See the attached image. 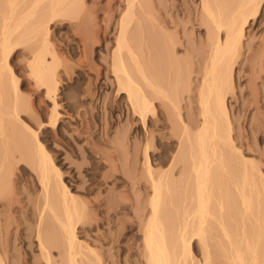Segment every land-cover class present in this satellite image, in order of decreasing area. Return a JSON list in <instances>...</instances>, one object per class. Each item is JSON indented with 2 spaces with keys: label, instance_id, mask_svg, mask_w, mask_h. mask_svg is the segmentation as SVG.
Segmentation results:
<instances>
[{
  "label": "bare ground",
  "instance_id": "obj_1",
  "mask_svg": "<svg viewBox=\"0 0 264 264\" xmlns=\"http://www.w3.org/2000/svg\"><path fill=\"white\" fill-rule=\"evenodd\" d=\"M112 1L114 0H107L105 4L91 8L85 5L83 0H0V137H2L1 140L4 139L3 142L0 141L4 144L2 146L5 149L3 155H0V199L8 196L5 194L12 187L10 175L16 161H11V158L14 159L16 155L14 154V156L12 152L13 157L7 152L10 148L8 147L9 141L13 140L16 142L18 151V158H16L29 163L37 175L40 205L33 228L37 249L44 260L43 264H78V256H84L85 250L89 254H93L96 264H103L97 251L85 244L86 242L81 241L84 242L81 243L77 238L75 228H82L81 225L87 223V220L91 218L85 214V202L78 201L71 195L61 180L60 168H57L56 162L48 154L39 133L55 131V126L61 122L56 110L58 105L56 86L59 83L60 74H58V68L62 67L64 73L68 68L62 55L64 53L47 36L50 34H48L47 23L57 17L72 19L70 20L72 21L71 26L76 27L79 31L77 32L78 43L83 56H86L88 49L92 50L95 44L105 41L108 28V24L104 28L96 25L92 22L93 18L89 17V14L95 16L99 11L107 10L111 12L112 16L117 17V26L114 28L113 47L109 49V63L105 69H108L113 76L115 95L123 97L128 105L126 107L127 116L132 117L133 122H137L143 131L141 153L144 178L147 179L150 187L146 204L148 205V207L146 206L148 215L140 237L144 257L143 264H190L188 260L192 262L191 247L194 243L199 245L201 252L200 259L196 258V264H264V248L261 246L263 248L260 251L263 252L261 258L259 257L260 252L257 251L258 242L263 240L261 242L264 243V233L261 234L260 231H257L256 236L253 235L255 240L250 241V238L245 236L249 231L245 232L244 235H241L240 241L234 244L231 242L232 240H228L229 235L226 228L230 226L228 223V227L225 225V219L221 220V214H219L223 237L225 235L228 241L224 242L226 245L219 246V260L216 262L211 256L212 252L207 237L209 231L206 232L209 226H207L209 217L216 215L213 214L214 210L212 211L213 204L215 203L217 209L222 210L223 201L233 197L229 190L230 192H227L222 202V197L217 201L220 194L214 199L215 193H212L214 186L216 187L214 181L220 179L217 177L222 174L228 177L227 180L233 182L230 183L237 193L239 204L244 208L242 210L249 213V215L246 213L247 217L253 215L252 208L253 205L256 206V214L251 216L255 225L253 227L251 222L252 229L259 228L258 230H260L262 228L261 231H264V178L259 166L251 160H247L242 155L240 147L234 146L226 107V98L232 92L235 84L232 68L241 52V38L244 36L249 21L256 16L262 0H236V2L231 0L230 3L233 5H228V3L226 5L227 0H198V11L195 18L199 21V26L205 28L203 40L205 52L199 58L197 57V61L201 63L202 67L197 90L199 120H188V123L180 117L178 101L180 100L179 96L186 89V77L182 71L183 64L185 65V62L187 63V60H190L194 54L192 53L193 55L190 57L189 54L187 55L184 63H181V68L182 59L176 55L174 57L177 52L176 42L172 40L170 34L163 31L167 29L165 26L167 24L163 22L164 25L161 21L153 22L155 25L152 23L155 19V12L153 13L149 0H123L122 3L118 0L120 9L117 14L115 13L117 11L113 10L110 5ZM108 20V17L105 18V21L109 22ZM154 27L157 29L154 30ZM158 28L162 31L160 32ZM262 36L256 47L257 55L264 52V35ZM146 38L151 42L147 41L148 43L143 44L142 41H145ZM18 47H23L22 53L26 59L24 71L21 73L22 79L33 87H29L31 90V94H29L34 99H39L40 94H44L46 100L51 103L46 118L40 121L41 128L44 129L42 132L38 126V128H32L19 118L20 111L26 109L28 102L21 98L19 80L8 63L9 55ZM256 54L251 57L250 73L252 74L253 65L258 59ZM147 62L152 69L156 70H163L166 65L167 68L168 65L170 66L168 69H176L173 71L174 75L171 73L170 82L167 81L168 83L161 85L159 80H155L154 74L152 75L150 72L151 68L146 66ZM96 71L97 78L101 69L99 70L98 67ZM251 77L253 78V76ZM251 91L253 93L252 102L256 103L257 94L255 90ZM33 98L29 101L31 105ZM154 100H160L161 103L158 104ZM119 113H124V108ZM111 117L112 115L108 114V119ZM259 128L260 134L264 135L263 125L261 124ZM153 137H158L160 140L178 138L179 145L176 153H168L170 160L166 169L160 167L161 169L157 170L153 167L154 156L157 153L156 147L154 148L152 145ZM13 144L15 145V143ZM111 158H113V154L108 158V166L115 168ZM176 174L178 176L174 178ZM179 185H184L183 190L192 189V191L186 190L191 192V195L187 193L189 196L187 194L186 196L189 199L181 200L188 204H184L185 206L181 204L183 207L181 212H183L180 214L179 220L176 218L175 226L171 225L173 222H170L173 227L166 230L164 220L161 219L164 203L166 200L169 203L171 200L174 201L170 196L171 188L177 186L179 188ZM233 198L235 200L236 197ZM213 201L214 203H212ZM6 202L11 206L10 199ZM104 205L107 209H112L116 215L115 206L110 200ZM228 213L226 214L228 215ZM241 224L245 225L244 222ZM115 238L117 253L129 255L134 248V236H125L119 233ZM53 249L58 250L61 256L60 262L52 260L50 252ZM3 259L0 250V264H5Z\"/></svg>",
  "mask_w": 264,
  "mask_h": 264
},
{
  "label": "rangeland",
  "instance_id": "obj_2",
  "mask_svg": "<svg viewBox=\"0 0 264 264\" xmlns=\"http://www.w3.org/2000/svg\"><path fill=\"white\" fill-rule=\"evenodd\" d=\"M83 1L88 7L97 8L98 5L105 4L107 0ZM119 1L120 3L123 2V0ZM149 1L153 13L155 12V19L152 23L161 21L162 23L164 22L167 24L165 25L163 23L167 28L163 31L168 35L170 34L169 36H171L172 40L176 42L175 47L177 52H175L174 57L177 56L179 59H182L180 62L181 64L182 62L184 63L188 54L189 57L194 54L190 60H187V63L185 62V65L182 63L183 68L181 64L182 71L185 73L184 76L186 77V89L179 96L180 100L178 101V109L179 113L181 112L180 117L184 122L188 123V120H199L197 90L202 67L197 59L205 52L203 42L205 38V28L204 26H199V21L195 18L198 11V0ZM234 1L236 2V0H232V2ZM230 2L231 0H227L225 4L227 5L228 3V5H233V3ZM118 4V0L110 2L112 9L117 11L115 12L116 14L120 9ZM93 15L94 14H89V17L93 18L92 22L102 28L108 24V28L106 30L105 41L103 40L100 43L95 44L92 47V50L88 49L86 56H83L82 50L80 49L81 46L78 43L77 32L79 31L76 27L71 26L72 21L70 20L72 19H68L67 17H57L47 23L48 34L50 33L47 36L52 43H55V46L60 47L62 53H64L62 55L64 56L63 58L65 59L68 68L66 73H64L62 67L58 68V74H60L58 77L59 83L56 86V102L58 101L57 104L59 106L57 105L56 110L60 114H58V118L61 122L55 126V131L50 130L42 134L38 133L44 141L48 154L52 160L56 162L55 165L57 168H60L59 171L62 174L61 180L67 186L70 194L78 199V201L85 202V214L91 219H88V222L86 221L87 223L82 224V228H75L79 241L86 242L85 244L97 251L103 264H143L144 257L142 255L143 250L140 237L143 232L145 219L148 215V205L146 204L148 203L147 199L150 194L149 182L144 178V165L141 153L143 131L137 122H133L132 117L127 116L128 110H126V107H128V105L125 103L123 97L115 95L113 76H111L108 69H105L109 63V49L113 47L112 40L115 33L114 28L117 26V17L112 16L111 12H108L107 10H103L102 12L99 11L95 16ZM107 17L109 18V22L105 21V18ZM155 23L153 24L155 25ZM158 27L160 28L161 26ZM154 28V30L157 29V27ZM262 35H264V0H262L256 16L249 21L244 36L241 38V52L237 56L232 68L235 84L232 92L230 95L228 94L226 98V107L228 110L227 115L229 119L230 134L233 143L235 144L234 146L240 147L242 155L246 157L247 160H251L259 166L264 178V135L260 134L259 131L261 124L264 127V52L260 53L261 55H257L258 53L256 51V47L260 42V37H263ZM147 41L149 42L150 39L146 38L142 43H148ZM202 50L204 51L200 53ZM23 51V47H18L11 52L12 54H10L8 58V63L12 67L11 70L17 80H19L21 98L28 102L29 105H27L26 109L20 111L19 118L21 121L29 124L32 128L38 126L42 132L44 129L41 128L42 124L40 121H43L46 118L47 110L51 107V103L46 100L44 94H40L39 99H34L30 95V88L33 87L28 85L21 76L26 62L25 55L22 53ZM255 54L258 56V61L256 60L255 65H253L254 71L252 74L250 73V66L252 65L251 57L252 55L255 56ZM147 57L149 58V56ZM146 60L147 59H144V61ZM148 62V65L145 64L148 66L147 68L151 66ZM98 67L99 70L101 69V72L99 71V76L96 78V69ZM169 67L170 66L168 65V68ZM168 68L167 65L163 70L157 69L158 71L155 68H151L150 72L152 75L154 74L153 77L155 80H159L158 82H160L161 85H165V83L170 82L172 74H175L173 71L176 70ZM251 76H253V78ZM252 89L255 90V93L257 94L256 103L252 102ZM32 98L33 103L31 105L29 101H31ZM154 101L158 104L161 103L160 100ZM123 108L124 113L120 114L119 112L123 110ZM108 114L112 115L109 119ZM259 123L261 124L259 125ZM7 136L13 139L9 134H7ZM1 138L2 137H0V140ZM153 138L152 145L154 148L156 147L157 152L154 156L153 167L157 170L161 168L166 169L169 165V154L176 153L178 148V138L174 137L172 140H160L158 137ZM3 140L4 139L1 141L3 142ZM1 141L0 155H3L5 149L4 146H2L3 143H1ZM13 143H15V145ZM8 147H10L11 150L9 148L7 153H9L10 156H13L14 154L16 155H14V159L16 160L11 158V161H16V164L12 167V174L10 175L12 177V187L8 190V193L5 194L8 196H6L7 198L0 199V250L4 258L3 261L5 264H43L44 260L37 249L33 228L39 208L38 206L40 205L37 175L36 172L34 173V169L32 170L29 163L17 159L18 151L15 141H9ZM224 147L226 148L227 146L224 145ZM112 154L113 158L111 159H113L112 163L115 168L108 166V158H110V155ZM237 158H239V156H237ZM175 171L177 170L175 169ZM177 176L178 175L176 174L174 178ZM217 178L220 179L214 181L216 187L214 186L213 190L215 192L212 190V193H215L216 195L219 189L220 191L216 196L213 194L214 199L220 194L217 197V201L222 197V202L229 190L231 191H229L231 193L230 195L236 198L234 200L233 197H230L229 199H226L227 201H223L224 209L221 208L222 210H219V208L217 209V205L214 203L215 200L212 202L214 203V206L212 205V211L214 210L213 214L216 215L209 217V221L207 222V226H209L207 227L206 232L209 231L210 233L208 232L209 235H206L209 240L208 242L210 245V251L212 252V259L216 262L219 260V246L226 245L228 240H232V243L237 244L242 237L241 235H244L245 232H250L245 234L248 239L250 238V241L255 238L253 235H255L257 231H260L261 234L264 233V231H261L262 228H260V230H258L259 228L252 229L251 226V222L254 225L251 216L256 214V206L253 205V215L247 217L246 213L248 215L249 213L242 210L244 208L239 204L240 200H237V193L231 184L233 182L227 180L228 177L223 174L222 176L218 175ZM221 179L222 182H220ZM181 186L179 188L178 186L173 189L171 188L172 193L170 196L171 199H174V201L170 199V203L172 202V204L170 205L167 200L166 203H164L161 219L164 220L163 223L166 230L169 227L171 229L175 226V222L177 221L176 218L179 220L180 214L183 212H181V209H183L181 204L183 206L188 204V202L186 203L182 201H184L183 199L188 198V194L191 195V192L187 191H192V189L188 188V190L186 189L187 191L185 189L184 191V185ZM182 191L184 192L182 193ZM175 197L177 198L175 199ZM9 199L11 206L6 202L9 201ZM109 200L115 206L116 215L118 217L114 215L115 213L112 209H107L104 205V203L107 201L109 202ZM227 208L229 210L231 209V211ZM232 208H234L235 211L232 210ZM226 213H228V215ZM232 213H235V215H232ZM219 214H221V220L225 219V225L227 226L228 223V226H230H227L228 228H226L229 235L228 240L225 235L223 237L222 228L219 224ZM240 216L243 218H240ZM240 221L244 222L245 225L241 224L242 222ZM170 222L173 223L171 224ZM170 224L173 226L171 227ZM240 225H242L243 228ZM253 227H255V225ZM119 233H122L125 236H134V248L129 255L124 253L119 255V253H117L115 237ZM221 240L222 242H220ZM261 241L263 240L258 242L261 245H257L258 252L264 248V243ZM224 242L226 243L224 244ZM263 252L259 253V257L262 256ZM50 254L53 261L60 262L61 256L57 249L51 250ZM84 254V256H78V264L95 263L96 258H94L93 254H89L86 250ZM85 256L87 257V260ZM200 256L201 252L199 245L194 243L191 247L192 262L191 260L188 261L190 264H196V258L198 260L200 259ZM79 259L82 263L79 262Z\"/></svg>",
  "mask_w": 264,
  "mask_h": 264
}]
</instances>
